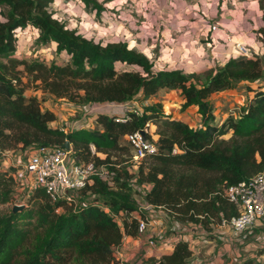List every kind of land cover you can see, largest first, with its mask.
<instances>
[{
  "label": "trees",
  "instance_id": "1",
  "mask_svg": "<svg viewBox=\"0 0 264 264\" xmlns=\"http://www.w3.org/2000/svg\"><path fill=\"white\" fill-rule=\"evenodd\" d=\"M78 1L97 13L102 10L96 0ZM52 2L0 0V152L32 145L61 147L68 141L70 157L104 166L116 189L109 190L106 183L94 176L83 193L97 195L95 200L103 201L114 213L136 210L132 193L146 184L143 201L173 213L174 222L182 228L200 227L209 232L214 225L210 219L216 223L237 216V207L226 201L220 191L222 187L248 181L264 170V87L250 91L253 96L245 102L244 109L220 123L213 114L211 97L233 91L239 83H259L264 75L263 61L254 55L230 58L222 66L200 74L156 69L144 54L130 49L126 43L102 46L69 31L49 13ZM27 27L38 31V43H53L57 55L66 54L65 63L18 60L15 32ZM23 75L31 78L37 90L55 99L104 107L135 101L142 112L128 113L124 122L97 114L93 120L99 130L80 128L64 133L51 127L56 115L44 110L39 98L25 96ZM71 90H75L74 96ZM159 91L178 92L181 108L196 111L197 127L162 113L161 105L154 103ZM147 123L157 128L156 139L154 132L148 135L158 149L149 159L150 164L148 160L122 164L113 159L111 154L128 151L121 144L124 136L143 129ZM227 134L230 138L222 139ZM90 146L94 147V154ZM12 178L7 172L0 173V204L11 199L15 183ZM28 201L42 204L37 211L24 208L13 213L11 209L8 215L0 216V264H116L113 250L122 237L139 236L135 220L124 222L120 230L105 212L93 206L58 215V204L51 205L42 189H36ZM34 218L33 231L42 228L43 232L35 235L40 238L34 251L25 250L32 231L19 221ZM172 234L170 254L158 261L150 259L148 264H187L192 255L189 244L181 239V232L173 229ZM21 254L22 259L18 258ZM241 264H264V248Z\"/></svg>",
  "mask_w": 264,
  "mask_h": 264
},
{
  "label": "rangeland",
  "instance_id": "2",
  "mask_svg": "<svg viewBox=\"0 0 264 264\" xmlns=\"http://www.w3.org/2000/svg\"><path fill=\"white\" fill-rule=\"evenodd\" d=\"M176 1L179 3H181V1H187L194 5L192 9H194L193 12H198V17L192 15L193 18L190 19V22H194L195 18L199 21L205 22L204 17L199 18L201 14H199L200 5L197 3L198 0H96L98 5L102 8L100 13H97L92 8L84 6L78 0H53L48 7V11L52 17L63 24L66 29L74 31L77 35L90 40L93 43L100 44L102 46L108 43H126L130 49L142 53L150 59L156 69H170L174 68V66L169 67L163 65V63L166 61V58L170 57L168 54L169 49L173 48V45H175L178 41V37H180L179 34L181 32H179V34L177 31L171 32V34L169 33L170 27L169 22H166L168 18L165 11L168 8V4ZM217 5L219 8V4H217V2L215 5L212 4L211 8L210 5H205V7L209 10L212 8L215 9ZM258 6L261 14L260 12L257 14V19L264 22V0H259ZM0 21H2L1 17ZM252 32V37L254 38V42L256 44L255 49L257 50V53L254 54V56L259 57L264 63V25L261 28L252 30ZM15 36L16 58L18 60L28 62L34 60L46 61L48 64L51 62H58L61 64L65 63L66 57L55 53V45L53 43H38V31L34 28L27 27L22 31L17 30L15 32ZM200 43L204 44L205 42L200 41ZM181 46L184 45L179 44V46L174 47ZM230 46L231 45H229V47ZM208 51V46H206L202 53V57H200L202 62L205 61ZM252 52L255 53L253 49ZM212 66H215V64L213 63ZM117 68L120 69L121 67ZM202 72H199L198 74ZM185 73L196 72L187 71ZM23 76H21V83L25 91V96L39 98L42 102L43 109L52 111L56 115V121L51 124V127L61 129L66 126H70L71 123H74L75 121L80 122L82 119L87 118L92 120L91 114L84 117L83 114L75 108L74 105L76 103H82L81 101L55 99L48 93H41L40 89L37 90L36 85L32 82L29 76ZM203 82L204 78L202 79V83ZM258 86L264 87V75L257 84H250V86H248L245 83H239L233 87L232 93L229 92V94L222 93L213 95L211 97V102L213 104V114L216 117V122L220 123L228 114L230 115L237 112V105L243 101L242 99H244L243 103L245 104V102L253 96V93L250 91H256L259 89ZM70 94L74 96L76 94L75 90H71ZM154 103L161 105L162 113L168 115L169 112H171L169 115L171 119L181 120L189 124L191 127H197L199 124V117H197V113L194 109L183 110L181 108L180 95L176 91H160L154 97ZM139 106L141 107L140 104ZM150 131L151 133L154 132L153 137L156 139L157 128L152 126ZM229 138L230 134L222 137L224 140H228ZM121 144L128 148V151L122 155L117 153H113L111 155L114 157L113 159L116 158V160L122 164L126 161L130 163L132 159L130 156V149L124 140H121ZM35 148L37 147L32 145L23 150L17 148L13 151H5L3 153L4 155H0V173L7 172L11 177L15 175L17 180L19 176L16 172L21 170L19 165H23L25 158L28 156L30 151ZM178 170L179 169H177V171ZM180 172L192 174V171L189 170H180ZM195 174H197V171H195ZM205 176L215 177L213 174H205ZM12 179H14V177ZM147 188L148 185L144 184L137 189V192H135L134 195L132 193L134 203L135 201L137 204L143 203V198ZM25 192L26 188H22L20 186L16 187V184L13 182L11 199L6 204H0V216L8 215L13 206L22 201V197ZM41 204L42 203L39 201H35L33 203L31 201H27L24 203L25 208L32 209L34 211H37ZM35 220L36 219L34 218L29 220V222L19 221V224H21L24 228L32 231L29 241L24 246L25 250L29 249L34 251L35 246L38 243L37 239L40 238L39 235L43 232L42 228L33 231ZM161 222L170 226V228H168L169 231L173 229H181L179 232L182 234L189 231V229L182 228L179 225L178 227H173L165 220ZM166 231L160 233L156 241L157 249L160 247L165 248L170 246L169 243H167L168 241L163 238L168 237V232ZM36 233L39 234L37 235L38 237L35 236ZM259 237L252 238L246 245L236 243V246H238L236 247V253H238L237 257L243 255L244 251H246V247L249 245L251 246L248 248H251V250L256 249L258 241L260 240ZM195 238L196 236H193L191 243L195 240ZM23 257L24 255L21 254L18 258L22 259Z\"/></svg>",
  "mask_w": 264,
  "mask_h": 264
},
{
  "label": "built area",
  "instance_id": "3",
  "mask_svg": "<svg viewBox=\"0 0 264 264\" xmlns=\"http://www.w3.org/2000/svg\"><path fill=\"white\" fill-rule=\"evenodd\" d=\"M215 31H217L216 27L211 26L210 32ZM229 42L230 40L227 38L226 43L229 44ZM209 44L213 46L209 49L206 56L209 62L215 63L217 55L213 53V40H210ZM231 45L235 52L233 54L234 58H250L255 54L252 52L251 47L243 43L235 42ZM61 55L65 56L66 60L68 59L66 54ZM242 100L236 107L237 112L228 114L226 118H234L244 109V99ZM74 106L84 117L91 114L92 120L97 114H106L109 117H114L117 122H124L128 113L133 112L139 115L142 112V107L135 101L122 104L114 103L108 107H104L101 104L84 103H76ZM88 119H82L80 122L75 121L70 126L59 130L66 133L80 128L93 129L91 123L87 122ZM93 123L96 122L93 120ZM150 130L151 126L147 123L143 129L124 136V141L132 154V162H146L157 154V146L148 138V135H151ZM89 149L92 154L95 153L93 146H90ZM69 151L62 146L32 149L25 158L23 165H19L21 170L16 172L19 176L18 179L16 180L15 175H13L16 187L26 188L22 201L14 206L25 207L24 203L28 201L34 191L42 189L45 195L48 196L51 205L58 204L55 207V213L58 215L65 213L67 210L76 213L82 208L93 206L105 212L120 230L123 229L124 222L135 220L137 222L138 235L147 239L146 243L150 248L157 247L156 241L160 233L163 232L162 226L164 224L161 221L165 220L173 227H178V225L182 227L179 223L174 222L173 213L161 206L154 207L143 201V203L137 204V208L134 211L114 213L103 201L95 200L99 198L97 195H93L90 191L83 193L84 189L93 183L92 178L94 176L106 183L109 186V190H115L116 188L111 178L106 174L104 166H95L91 161L87 163L78 162L70 157ZM172 153L175 154L176 150L174 149ZM0 155H3V153L0 152ZM220 194L226 201L237 207L238 215L231 219L222 218L216 223L210 219L211 225L212 223L214 225L209 232L203 231L200 227H191L193 236H196L195 243H191L193 246L195 244L200 248L209 246L211 242L210 236L214 235V238L222 245L235 243H241L240 245H242L255 226L264 227V170L252 176L248 181L229 187H222ZM158 223L160 227L157 226ZM175 230L181 231V229ZM259 238L257 247L254 249L256 254L258 250L264 248V233L260 234ZM181 239L188 243L190 242L185 234L181 235ZM115 261L116 264H124L122 261ZM232 264H241V262L232 261Z\"/></svg>",
  "mask_w": 264,
  "mask_h": 264
},
{
  "label": "crops",
  "instance_id": "4",
  "mask_svg": "<svg viewBox=\"0 0 264 264\" xmlns=\"http://www.w3.org/2000/svg\"><path fill=\"white\" fill-rule=\"evenodd\" d=\"M216 2L219 4V8L218 5L215 9L209 10L205 7V5H210L211 8L212 4L215 5ZM197 3L200 5L199 14L201 15L199 18L204 17L205 22L199 21L196 18L194 22H190V19L193 18L192 15H198V12H193L194 9L192 7L194 5L190 2L181 1L179 3L176 1L167 5L168 8L165 12L167 13L168 20L165 21L169 22V33L171 34V32L175 31L178 34L179 32L181 33L173 48L169 49L168 54L170 57L165 59L166 61H164L163 65L174 66V68L170 69H178L184 72H205L211 67H219L230 58H234L233 54L235 52L231 44L235 42L243 43L251 47L255 54L257 53L255 49L256 44L252 37V30L261 28L264 25L263 21L257 19V14L259 12L261 14L258 6L259 0H198ZM211 26H215L217 31L210 32ZM227 38L230 40V47L225 44ZM210 40H213L214 44L213 53L217 55V61L214 63L215 66H212L213 63L209 62L207 57H205L204 62L200 59L204 48L208 46V49H210L213 46L209 44ZM200 41L206 44H201ZM179 44H183L184 46L174 47L179 46ZM229 92L232 93L230 90L218 94H229ZM87 122L91 123L93 129H100L96 123H93V120L88 119ZM157 226L160 227V224L158 223ZM168 228H170L169 225L164 224L162 226L163 231L167 230L166 232H168V237L163 238L168 241L169 247L150 248L146 243L147 239L145 237L123 236L120 245L113 250V258L118 262H124V264H148L150 259L158 261L171 252L173 234L172 230L169 231ZM262 233H264L263 227L255 226L243 244H248L252 238L259 237ZM185 236L190 241L188 244L192 251L187 264H232V261L242 262L256 255L253 249L248 248L251 246L249 245L246 247V251H244L245 254L243 253V255L237 257L236 247L238 246H236V243L222 245L214 238L215 235L210 236L211 242L209 246L202 248L196 244L193 246L192 244L195 243L196 239L191 244V239L193 238L192 228L185 233Z\"/></svg>",
  "mask_w": 264,
  "mask_h": 264
},
{
  "label": "water",
  "instance_id": "5",
  "mask_svg": "<svg viewBox=\"0 0 264 264\" xmlns=\"http://www.w3.org/2000/svg\"><path fill=\"white\" fill-rule=\"evenodd\" d=\"M62 147L66 150H70V145L68 141H65V143L62 145ZM24 206H13L12 211L13 213L15 212H20L24 209Z\"/></svg>",
  "mask_w": 264,
  "mask_h": 264
}]
</instances>
